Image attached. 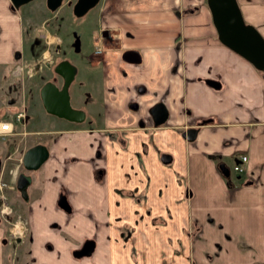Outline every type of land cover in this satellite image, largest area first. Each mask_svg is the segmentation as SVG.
Listing matches in <instances>:
<instances>
[{
  "label": "crops",
  "instance_id": "1",
  "mask_svg": "<svg viewBox=\"0 0 264 264\" xmlns=\"http://www.w3.org/2000/svg\"><path fill=\"white\" fill-rule=\"evenodd\" d=\"M237 1L264 36V0ZM98 2V22L110 34L103 38L113 42L104 51L107 42L97 40L102 53L94 58L103 62L105 87L115 82L120 89L118 69L134 72L146 53L135 46L136 28L129 29L134 21L126 14L134 2ZM28 3L16 9L0 0V75L7 77L0 100L14 80L7 68L25 60L22 48L31 41ZM145 7L164 10L161 19L173 21L166 50L175 66L166 67L168 75L152 68L148 80L138 72L132 97L149 93L159 77L165 88L154 96L165 101L168 116L156 124L149 104L138 113L123 108L110 115L111 93L104 89L105 116L90 117L96 125L51 129L50 156L28 203L31 264H264V73L219 40L206 0H149ZM128 47L139 51L137 62L122 58ZM191 125L199 129L188 140L182 130ZM86 151L95 158L83 170L79 158ZM231 161L243 170L231 175ZM60 190L69 208L56 202ZM87 241L93 242L89 253L75 254Z\"/></svg>",
  "mask_w": 264,
  "mask_h": 264
},
{
  "label": "rangeland",
  "instance_id": "2",
  "mask_svg": "<svg viewBox=\"0 0 264 264\" xmlns=\"http://www.w3.org/2000/svg\"><path fill=\"white\" fill-rule=\"evenodd\" d=\"M75 1L76 0H64L63 4L59 5L56 9L51 10V8L45 6V0H31L28 3L30 4L28 5L29 7H27L28 9L25 10L26 14L29 16V19L25 22L28 30L27 35L28 37H31V41H25L22 50L26 57L25 59L33 58L37 63L35 62V65H27L24 63L25 60H17L16 63L12 62L7 69L9 72L12 69L11 74L14 77V80L8 85H3V97L0 100V103H2V105H0V117L11 118L15 111H22L25 114L22 121L14 122V127L17 130L16 133H12V135L6 137L0 136L1 143L4 142L3 140L8 141L15 139L18 146L17 153L14 154L12 158L6 159L2 154L5 166L2 178L11 185H14L12 179L13 172L15 170L23 169V165H21L20 162L21 152L28 145H32L38 140L49 142L51 134L55 132L51 129H58L68 125L69 127L83 126L87 123V125H89L91 122V118L88 122H70L66 119H61L56 113H49L45 110L46 108L40 97L41 93L39 87L48 79L54 80V82L60 86L61 76L54 70V67L58 63L57 61L60 60V56H70L71 61L79 64L77 73L80 77L79 82H74L73 85V96L76 101L86 106L85 108L90 117H92L93 114H97L99 116L97 118L99 119L102 114L105 116L104 111L102 110L105 101L101 98L105 86L103 83V73L101 72L102 67L99 64L100 62L98 63L95 58L92 63H98V66H93L90 63H87L88 60H83L82 57L86 56V52L90 50L98 51L103 46H105V48H103L104 51L111 50L112 47L109 48L108 45L113 41L107 42L103 38V35L100 34L98 42H100V44L103 42L107 43H103L100 48L98 47L100 45L97 41L93 43V31L100 26L98 22V18L100 17V11L98 9L99 2L97 5L88 8L83 15H77L72 10V5H74ZM207 1L208 0H206V3ZM148 2L149 0H136L131 6V10L126 14L130 20L134 21L130 24L129 29L136 28L134 31L139 37V41L136 42L135 46H139L141 49L145 50L146 53L144 55L145 59L136 63L140 64L134 72L129 66L125 65L122 67V64H120L121 67L118 69L120 72V80L118 77L117 80L120 81L123 87L119 89L115 82H113L112 86L108 87V90L111 93L109 96L113 102L112 106L107 107L110 111L109 113H111L110 115L113 114L118 117L117 113L119 112L121 114V109L123 108L138 113L143 105L149 104L148 106H150V103L152 105L155 101H158L154 96L156 89L159 91L157 94L164 91L165 85L157 84L159 77H155V84L154 86L150 84L149 93L140 91L141 94L139 96H134L135 101L139 103V106L136 109H131V107H129L130 102H133L134 100L132 97L134 90H131V88L134 86L133 82L136 80L138 72L139 76H142L140 78H144L145 80L150 79L151 75H149V73L152 68H154L157 73L160 70H165V75H168L169 73L166 71V67L170 65L171 60L168 57V50H166V48L168 46V37H170L173 32L172 28H174V23L173 21L165 23V21L161 19L162 17L166 18V14L162 9H146L145 6ZM166 25L168 26L167 29H162L161 31L158 30L159 26ZM72 31H75L81 38L80 49L74 47L71 48V40L73 37ZM131 32L132 31H130V33ZM154 48L156 51L158 50L162 52V54L159 56L158 52L155 53ZM100 53L102 52H97L98 55ZM99 59L100 58H98V60ZM88 64L90 65V68ZM174 66L175 64L170 65L171 68ZM37 68L38 70H36ZM84 69H86V71L83 72ZM6 79V76L3 77L0 75V82H7ZM148 83L151 82L148 81ZM140 84L142 85L143 83ZM143 98L148 100L145 102ZM7 102L10 103L6 104ZM90 124L96 125V122L93 120ZM93 158H95V152L91 153L86 151L84 155H81L79 163L83 166V170L90 166V162L93 161ZM233 163L234 161L227 163L231 175L236 172L238 173L237 170L232 168ZM33 178L34 181L31 186H34L37 182L34 175ZM31 186H29V188ZM4 192H6L9 198L8 200L12 209L19 212L20 215H23L26 204L23 203L20 191L16 190L15 186H6ZM17 226L19 229H16ZM14 230H21L20 223H16ZM26 233L27 231L25 229L22 236L18 235L16 237V242H13L15 245H8L9 253L12 255L13 259L12 264L27 263V250L29 249V243L26 242L25 239L27 238L25 237Z\"/></svg>",
  "mask_w": 264,
  "mask_h": 264
},
{
  "label": "water",
  "instance_id": "3",
  "mask_svg": "<svg viewBox=\"0 0 264 264\" xmlns=\"http://www.w3.org/2000/svg\"><path fill=\"white\" fill-rule=\"evenodd\" d=\"M31 0H12L14 8L20 7L23 3H28ZM99 0H76L73 5V10L77 15H83L88 8L96 5ZM62 0H47L48 7L51 10L60 5ZM207 4L211 10V17H213L216 30L218 31L219 40L225 45L231 47L234 52L242 54L257 66L264 73V36L259 31L254 23H250L245 20L242 15V9L237 0H208ZM81 38L76 34L74 47L80 49ZM137 53L135 60L139 59V51L134 50ZM77 64L61 59L55 66V71L59 74L65 75V82L62 84V88L55 84L54 80L48 79L45 83L40 85L41 100L45 106L47 112L56 113L59 117H67L69 120H83L85 118V112L78 107L72 106L69 99L68 83L71 82L75 76V70ZM264 76V75H263ZM212 85H219L220 81L214 79H207ZM139 105L137 102H131L130 107L136 108ZM149 112L152 116L153 122L156 124H162L165 122V118L168 116L169 109L166 107L165 101H155L149 106ZM199 128L196 125H191L187 129H183V135L192 140L197 135ZM48 146L44 142L39 141L34 145H30L24 151L23 164L29 168H38L43 160H46L49 156ZM170 153H163L161 159L167 162L170 159ZM221 169L225 174H229L227 165L224 162L221 163ZM18 185L25 198H28V193L25 191V186L30 182L31 178L29 174H18ZM65 194H61V198L58 202L61 205L69 206V202L66 199ZM93 248V242L87 241L80 250L74 251L75 254L81 252L89 253Z\"/></svg>",
  "mask_w": 264,
  "mask_h": 264
},
{
  "label": "flooded vegetation",
  "instance_id": "4",
  "mask_svg": "<svg viewBox=\"0 0 264 264\" xmlns=\"http://www.w3.org/2000/svg\"><path fill=\"white\" fill-rule=\"evenodd\" d=\"M63 2H64V0H62L61 4H63ZM45 6L48 7L47 0H45ZM42 9H43V7H42ZM72 10H73V5H72ZM99 27H98V29L93 31V36H92L93 37V43H95L98 40V37H99L100 34L104 35V37L110 35L107 27H103V26H99ZM72 32H73L72 33L73 37H72V40H71L72 41V47L71 48L74 47L75 38H76V34H77L75 31H72ZM61 40H62V38H61ZM95 52H96L95 50L94 51L90 50V51L86 52V56L82 57L83 60H88L87 62L90 63L93 66L94 65L98 66L99 64L101 66H104L103 62H101L100 59H99L100 63L98 62L99 64L98 63L97 64H93L92 63L93 62L92 59L94 58V56H96ZM121 56H122L123 59H125L127 61H130V62H137L138 61V60L137 61L135 60V57L137 56V53H135L134 50H132L130 47L124 48L123 54ZM63 58H66V60H68V61H70L72 63L74 62V61H71L70 56H66V55L60 56V60L63 59ZM60 60H58V61H60ZM35 62L37 63V61L35 59L31 58V59H25L24 63L27 64V65H30V64L35 65ZM74 63L77 64V69L75 70V73H74L75 76H74L73 80L71 82H69L68 85H67L68 90H69V94H70L69 95V99H70V102H71L72 106H74V107L76 106V107L80 108L81 110H83V112H85V118L83 120H76V121L88 122V120L90 119V116H89V113L87 112V110L85 108L86 106L82 105L81 103H78L76 101V99L74 98V96H73L74 95V93H73L74 82H77V81L79 82V78H80L78 76V74H77L78 73V69H79V66H78L79 64L76 63V62H74ZM36 70H38V68ZM30 74H32V73H30ZM57 74H59V73H57ZM59 75L61 76V83L59 84L60 85L59 87H61L63 82H65V75L64 74H59ZM55 84H56V82H55ZM56 85H58V84H56ZM143 87H144L143 84L142 85L139 84L137 90L140 91V89H142ZM103 89H108V88H106L104 86ZM0 95H1V92H0ZM133 102H137V101H135V97H134ZM136 108H132V109H136ZM61 119H66V120H68L70 122H76V121H73V120H69L67 117H64V116L61 117ZM13 137H15V136H13ZM3 141H4L3 143L0 142V264H12V260L13 259H12V255H10V253H9L8 245L9 244L15 245V243H13V242H16V237L18 235L22 236L25 229L27 231L26 236H25L27 238H25V239H26V242L29 243V249L27 250L28 259L26 261L27 263H25V264H31L32 258H31V255L29 253H30V249H31L30 248V243H31L30 241H31V238L33 236H32L31 229H29V227H28L29 224H30V222H29L30 218L28 216V211H29V207L30 206H29L28 203H29L30 199L33 197V191H32V186L31 185H32V183L34 181L33 175L38 180V176H40L39 172L41 171L40 169L42 167V164L45 163L46 160H48V158L50 156V151L48 149L49 156L47 157V159L43 160L40 163L38 168L32 169V168H29V167H27V166H25L23 164V161H24L23 157H24V154H25L24 151L31 144L28 145L25 149H23L22 152H21V157H20V159H21L20 162H21V165H23V169L22 170H15L13 172L12 179L14 181V185H11L5 179L2 178V174L4 173V169H5L3 159L4 158H6V159L12 158L13 155L17 153L18 146L16 144V140L15 139L8 140V141L3 140ZM39 141L40 140H38L35 143H38ZM41 142H44V141H41ZM35 143H33L32 145H34ZM44 144L47 145V142H44ZM2 154L4 155V158L2 157ZM22 172L25 173V174H29L30 178H31L30 182L27 184V186H25V191H27V193H28V198H25V196L23 195V193H22V191H21V189L19 188V185H18V178L17 177H18V174L22 173ZM6 186L7 187H11V186L14 187L15 186L16 190L20 191V194H21V196L23 198L22 199L23 203L26 204L25 205V211L23 212V215L22 214L20 215L19 212H17L16 210L12 209V206H11L9 200H8L9 198H8L6 192H4V188ZM29 186H31V187L29 188ZM61 194H65L67 196V194L65 192L60 190V192L58 193V198H56V202H58V199L61 198ZM58 205H59V207H61V206L65 207L64 205H61L60 202H58ZM66 207L69 208V206H66ZM18 215H19V217H18ZM17 222L20 223V229L21 230H14V226L16 225ZM16 229H19V227L17 226ZM43 264H45V263H43Z\"/></svg>",
  "mask_w": 264,
  "mask_h": 264
},
{
  "label": "built area",
  "instance_id": "5",
  "mask_svg": "<svg viewBox=\"0 0 264 264\" xmlns=\"http://www.w3.org/2000/svg\"><path fill=\"white\" fill-rule=\"evenodd\" d=\"M24 117H25V114L22 111H18V112L15 111L12 114L11 118L0 117V136L6 137L9 135H12V133H16L17 130L14 127V122L15 121L20 122L22 121V119H24ZM240 157L242 161H244L247 159L248 156L246 155V153H243ZM242 166L243 165L240 162L239 163L235 162L232 165V168L237 169V171H242L243 170Z\"/></svg>",
  "mask_w": 264,
  "mask_h": 264
}]
</instances>
